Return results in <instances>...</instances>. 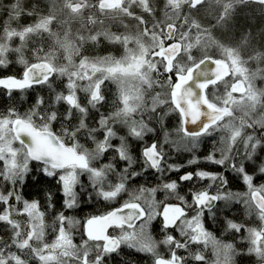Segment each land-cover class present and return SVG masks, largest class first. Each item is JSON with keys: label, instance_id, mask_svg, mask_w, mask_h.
Segmentation results:
<instances>
[{"label": "rangeland", "instance_id": "374dc122", "mask_svg": "<svg viewBox=\"0 0 264 264\" xmlns=\"http://www.w3.org/2000/svg\"><path fill=\"white\" fill-rule=\"evenodd\" d=\"M186 1L124 0L118 9L102 11L98 4L100 0L92 1L93 3L85 0H55L48 7L45 6L48 9L47 13L49 12L47 16L37 17L34 15L33 23L25 27L23 24L32 21L30 17L33 16V13L28 12L32 11L30 5L39 4L41 6L42 3L35 0H0V69L7 67L6 64L13 58L18 59L26 69L29 65L27 66L26 61L22 60L24 58L22 52H27V44L38 46L42 43L39 36L31 39L29 37L31 35H47L46 42L49 43L48 47H51L49 42L50 25L54 23L56 27L61 26L64 30L63 40H59L57 35L53 34L54 53H50L48 58L43 59L52 67L55 79L62 86L63 91L60 97H55V101L66 103V98L71 97L72 103L69 105L78 104L80 105L77 106L78 111L84 112L86 107H81L83 100L88 103L89 108H95L98 103L102 102L101 86H105L104 94H108L110 86L115 85L116 91L113 90V100L116 102V110L106 116L105 121L116 124V128L124 129L127 133L132 131L135 134H141L145 131L147 117L168 98V94L165 92L166 86L157 83L155 75H157L158 68L156 63L151 61L150 56L163 43L166 26L177 25L176 18L179 17L181 5H186ZM191 1L189 0L188 4H191ZM243 2L245 1L204 0L198 7L199 9L195 10L196 12H190L198 21V32L194 30V26L193 28L182 26L178 29V36L183 44V52L177 61L179 73L185 72L198 60L208 56L223 59L228 63L231 72L230 79L222 82L220 87L213 88L212 92L215 96L219 95L220 90L225 92L224 100H221L217 106L229 107L231 115L213 128L211 133L214 132L217 135L219 143L213 145L207 140V146L212 145L209 148H206L202 139H190L181 135L178 128H173L170 119L161 116L163 132L168 136V140L162 143L168 146L166 157L170 164H177L178 156L183 152L202 153L204 150L213 152V149L217 150L218 156L225 158L232 153L240 152L242 154L245 151L243 157H249L252 162L253 156L258 151L259 141L255 138L259 134L257 130L264 133V7L255 3L243 4ZM159 4H165L169 9L163 23L165 10L160 8ZM86 5L89 6L85 8ZM1 8L6 9L8 17L5 16ZM22 11H26L28 17L22 16ZM63 11L66 13L63 14ZM55 15L56 19H52ZM248 15L251 19L249 20L250 24L243 29L244 19ZM85 16L92 17V20L87 22L88 24L84 22ZM70 17L78 19L77 24ZM84 42L91 43L90 54L81 53ZM59 45L62 47V53L56 54ZM7 77L9 78V76H0V79ZM21 79L25 80V78ZM238 83H240L239 89L237 88ZM98 88L100 89L99 93L97 92ZM94 95L95 98H93ZM78 111L77 115H79ZM86 115L87 112H84L82 116ZM20 119L30 121L29 119ZM13 122V119L0 120V160L5 167V175L11 178L18 175L19 177L24 176L29 171L31 163L26 150L16 140L12 132ZM45 122L49 123L50 121ZM40 123L45 125L42 120ZM102 124L103 122L100 123V125ZM118 128L117 130H119ZM248 128H255V131L249 133ZM112 129L109 127L110 133L113 137L120 139L119 141H113L111 136L112 143L107 137V133L106 135L101 133L100 139L91 136L95 141H89L92 147L88 148L86 145L78 143L80 140L74 137L77 139V142H74L77 145L75 150L78 153L85 148L89 152L97 150L101 138L106 137L107 139L104 140L107 147L106 153L110 155L108 151L112 146L116 147L115 153L122 148L125 158L132 161L131 167L137 169L136 161L132 155L134 153L131 152L134 144L124 137L116 136L119 133L117 130L111 132ZM177 140L179 143L174 150L170 145ZM200 145L204 147L200 148ZM253 145L256 147L254 148ZM248 151L253 152L251 157ZM102 155L104 153L98 154L95 159H90L88 161L90 166L102 165ZM110 162L114 163L113 160ZM230 164L231 160L224 167L228 168ZM77 171L80 179L84 172L79 169ZM110 173L112 172L108 173L109 180H116V178H111ZM86 175L88 177L89 173L87 172ZM65 181L70 182V177L65 176ZM259 183H264V181H258L254 183V186ZM78 186L82 187L83 185L77 184L76 191ZM108 186L106 181L105 187ZM135 187L134 185L126 186V190L122 189L120 193L129 198L130 191ZM246 187L248 195L242 198L248 200L246 211L252 212L254 206L249 199L252 190L247 185ZM10 199V194H8L6 197L8 208L5 213L0 214V221H8L17 208L18 200L12 199L13 202L9 203ZM229 201L231 203L232 200ZM139 203L145 212L151 214L153 222L156 221V214L159 211L155 191L151 193L145 191L141 195ZM22 204V212L25 216L23 218L26 219L28 233L25 241L35 248L39 264H98L95 259L89 261L86 256L82 260L72 258L71 250L77 247V243L74 241L77 219L72 216L66 217V223L53 237L52 242H47L48 236L45 233L44 219L38 204L33 202H23ZM261 216L258 226L253 221L248 222L247 235L253 253L264 260V233L262 232L264 230V214ZM190 218L188 216L183 218L184 223L180 221L176 228V235L167 236L165 241L171 245L187 241L201 242L205 246L214 247L219 262L217 264H238L234 243L221 239L214 245L203 232H194L193 229L185 227ZM123 230L133 231L132 228H123ZM154 231L156 230L153 229L150 233L151 245L154 243L152 236L159 234L162 229L157 230V233ZM117 234L118 236L121 234V229L117 230ZM194 236L197 239L194 240ZM228 243L232 247L227 249L226 259L225 245ZM78 244H80L79 248L83 250L82 241ZM155 251L160 252L156 249Z\"/></svg>", "mask_w": 264, "mask_h": 264}, {"label": "snow or ice", "instance_id": "6c2138e0", "mask_svg": "<svg viewBox=\"0 0 264 264\" xmlns=\"http://www.w3.org/2000/svg\"><path fill=\"white\" fill-rule=\"evenodd\" d=\"M37 102L42 103V98ZM54 116L55 113H53V118ZM69 118H71L70 115ZM181 131L192 135L203 134L202 131L196 133L192 129L187 128V126H183ZM161 137V144L163 141L168 140L167 134L163 132V127ZM105 139L107 138H101L97 145V150L89 152V150L85 148L82 152L76 155L75 159L77 163L74 165L66 166L58 163L55 157V150L40 152L34 157L38 162L36 169H29V175L24 182H30L32 185L36 186V192L45 199L46 203H49L51 207L60 209L58 215H63L64 210H69V214L71 211H75L79 214L77 219L83 224H87L94 219H102L113 213H116L117 215L127 213L126 216L121 217V224L109 225V228H121V234L119 236H111L113 246L105 249L109 254L118 251L121 243H127L129 247H133L137 251L151 252L152 245L150 243V233L153 229L160 230L161 228H167L173 231L176 230V225L164 224L162 216L159 220H156L153 223L151 214L146 213L143 206L139 203L140 197L145 191L151 193L158 188L172 190L181 186V182L183 186H187L191 189L193 178L200 181H207L208 184L206 187H203L199 191H191L189 198L195 203L196 208L193 209V215L187 220L185 227L193 229L194 232H203L205 237L210 238L214 245L217 243V238L207 227L208 216L213 213L202 211L203 206L207 203L209 198L214 200H225L227 202L233 199L240 201L242 197L248 195V193L244 191H238L235 193L218 191L216 195H211L207 189L208 187H211V184L214 183L217 178L220 179L221 189L233 187L234 185L243 189L244 186L247 185L248 188L252 190L253 199L257 196H261L262 200H264V183H259L254 186L255 182L264 181V148H261L260 155L255 157V159L260 162L259 165L250 162L248 164H241L237 167L236 163L232 162V172L220 171L226 162L224 156H218L213 152H208L206 155L200 157L190 155L184 164L170 165L169 170L176 174L175 180L170 179L162 184L148 185L147 188H145L144 185L137 184V186L130 191L128 199H120L118 193H120L122 189L126 190V181L128 179L139 181L140 177L149 171V167L153 172H163L162 167H160V161L163 160L162 148L158 149V142L155 139H152L146 146H136L140 155L149 162V167H144L143 173L139 169H132L130 173L127 171V168L131 165L132 161L125 158V153L122 148L102 165L90 166L88 162L90 159H95L98 154H103L107 151V147L104 144ZM178 143L179 140L170 146L175 150ZM38 144L39 139H37V145ZM59 147L60 149H64L62 143ZM76 147L77 145L73 144L70 148L64 150L75 151ZM253 147L255 148L256 145H253ZM37 150L38 149H33V151ZM252 155V153H249L250 157ZM113 159H117L120 162L119 168H117L116 164L110 162ZM201 162H203V167H197L191 171L187 170V165L193 163L200 164ZM208 165H212L215 170H210ZM182 168L185 170L181 171ZM77 169L89 173L88 182L93 191L87 193L86 196L81 195V192L76 191L77 184H83V181L79 179ZM109 171L115 173L116 180H109ZM257 172L258 174L254 175V173ZM65 176L70 177V182L65 181ZM106 181L109 184L108 187H105ZM51 188H56L57 191L55 193L48 191V189ZM52 197H54V199H50ZM185 199L186 197L184 195L179 196L181 202L185 201ZM32 202L38 203L39 201L33 200ZM97 203H100L103 206L102 211L94 207ZM261 207H264V203H261ZM182 215L185 217L187 216L186 207H183ZM135 219H139L140 223L133 225L131 221ZM123 223H128L129 227L133 228V231H124ZM181 223H184V220H181ZM227 225L229 228L239 230L236 223L232 220H228ZM193 239L195 240L197 237L194 236ZM231 247L232 245L230 243L225 245L226 259L227 249ZM106 258L107 257L104 255H98L95 257V260L98 264H102V261ZM156 264H163V262L157 260Z\"/></svg>", "mask_w": 264, "mask_h": 264}, {"label": "trees", "instance_id": "16d2710c", "mask_svg": "<svg viewBox=\"0 0 264 264\" xmlns=\"http://www.w3.org/2000/svg\"><path fill=\"white\" fill-rule=\"evenodd\" d=\"M35 1L42 3V5L41 6H39V4L30 5L32 11H28V12L33 13V16L30 17L32 21L23 24V26L25 27L30 26L33 23L34 21L33 18H35V16L43 17L49 14V12L47 13L46 10L48 9H46L45 6L48 7L52 2H49L46 0H35ZM85 1H90L91 3H93L94 1H98V0H85ZM188 3H189V0L186 1V5L184 4L181 5V8H180L181 10H179L180 11L179 17L180 16L181 17L176 18L177 26L178 28L182 26L193 28L194 26V30L198 32L197 31L198 30L197 25H199L197 23L198 21L196 20V17L194 15L190 14V12H196L195 10H198L199 8L194 10V8H192L191 5ZM247 3H255L261 7H264V3L259 2V1L243 2V4H247ZM87 6L89 5H86L85 8H87ZM159 7L162 9L164 8L163 10H165L163 13V21H162L163 23L164 20L166 19L165 16L168 13L167 10L169 9L166 8L165 4H159ZM1 10L4 11L5 16L8 17V13L6 9L1 8ZM64 13H66V11H63V14ZM21 14L22 16H25V17L28 15L26 11H22ZM249 16L250 15L246 16L244 19V23L242 25L243 29H245V27H248L250 24L249 20L251 19L249 18ZM52 19H56V15ZM71 19L75 24H77L78 19L76 18H71ZM91 20H92L91 16L84 17L85 24H88L87 22ZM85 24L83 23L84 26ZM195 25H196V29H195ZM49 33H51L49 34V38H50L49 42L51 43V47H48L49 43L46 42L48 38L47 35H35V36L31 35L29 37V39H31L35 37L38 38L39 36L42 40V43L39 44L38 46L37 45L30 46L27 44V52L26 53L22 52V54L24 55V58L22 60L26 61L27 66L35 62H38L40 60H43L45 58H48L47 56H49L50 53L51 54L54 53V49L52 48L53 34L57 35L59 40L61 41L63 40L64 30L61 26L56 27L55 24L53 23L52 25H50ZM90 47H91V43L84 42L82 45L81 53L90 54L91 53V51H89L91 50ZM61 53H62V47L59 45V47L56 50V54H61ZM6 65L7 67L0 69L1 77L13 76L18 79H21L24 77L25 66H23L18 61V59L13 58ZM50 82L51 80H49L46 84H40V85L32 86V87L30 86L24 87V88H20V89L11 91V92L6 90L3 87H0V120L2 119H8V120L13 119L14 120L16 118L29 119L35 125V127L52 129L53 131L57 133V135L61 137V139L66 144L73 145L74 142H77V139L63 137L61 135V130H59L58 128H60V126H65V127L70 128L69 130L73 132L74 123L77 120L76 119L77 116L74 115L72 120H70L67 123V121H65L64 118L65 117L68 118L69 116L64 115L65 113L62 110V106H61L62 101L58 100L57 115L54 116V118H58L57 120L58 125H54L52 123V118H53V113H54L53 107L55 106L54 100L56 96L60 97L63 90H62V86H60L61 84H58V88L56 89V93H55L54 91L51 90ZM57 92H58V95H57ZM41 98H42V103L37 102ZM220 101L221 99L219 98L215 99L213 97V103L220 104ZM263 101H264V97H263ZM41 120L42 122H44L45 125H42L40 123ZM45 121H48V122L50 121V122L47 123ZM80 136H82V134ZM258 137H263V136L258 135ZM78 143H81L89 147L91 146L89 141L80 140ZM218 143L219 142L217 139L213 140V145H217ZM261 148H264V145ZM260 149L259 151H256L255 155L253 156V159H252L253 164L259 165L260 163L255 159L256 156L260 155ZM208 152L209 151L204 152L200 156H204ZM213 153L217 154L218 152L216 149H213ZM194 154L195 152H187L186 157H189L190 155H194ZM244 154L245 152L242 154H240V152L232 153L226 158L225 164H227L230 160H231V164L232 162H235L236 165L239 164L240 161L242 162L243 160L247 158V157H243ZM132 155L134 156V160L136 161V164L138 166H141L143 162L141 155H139L137 151L135 152V154H132ZM181 155L182 153L179 156ZM231 164H230V167L225 168L224 171L227 170V172H232L233 170L231 168ZM36 166H37V162L31 161L29 169L30 168L36 169ZM140 170H142V168H140ZM213 170L215 169L213 168ZM5 173H6L5 167L2 161L0 160V214H3L7 211L8 207H7L6 197L8 194H10V197H11L9 203L13 202L12 199L18 200L17 201L18 205H17L16 210L12 213L8 221H0V264H39L38 255L36 251L34 250L35 248L33 247V245L31 246L29 243L25 241L28 237V233H27L26 219L23 218L25 216L23 215V212H22V209H23L22 203L32 202L33 200L39 201L37 204L43 214L44 225L46 229L45 233L48 236V238L46 239L47 242H52L53 237H55V235L58 234L57 232L61 229V226L63 224V223H60L61 219L64 218L65 215L64 214L58 215V212L60 211V209L51 207L49 203H46L45 199L36 192V186L32 185L30 182L29 183L24 182L27 179V176L29 175V171L24 176L19 177L18 175L14 178H11L9 176L7 177ZM233 174H236V173H233ZM256 174H258V172L255 173L254 175ZM150 176L151 177H148L147 174L145 173L140 177L139 181L134 180L131 183V185L137 186V184H140V185H144V187L147 188L148 185H157V184L163 183L162 181L158 182L155 177H152L153 175H150ZM82 177L83 179L80 178V180L83 181L82 185L83 187L86 188L88 177L86 174H84ZM172 177L176 178V174L172 173ZM159 179L160 177H158V180ZM217 181H220V179L217 178ZM187 188H188L187 186H183V184L181 183V186L177 187L176 189L167 190V189L158 188L157 190H155L156 200L158 201V209L166 202H177L179 200L180 191H183ZM228 189L230 192H233V193L238 192V191H245L244 189H241L235 185L233 187H229ZM48 191L55 193L57 189L51 188V189H48ZM77 191L79 192V190ZM50 199H54V197ZM122 199H128V197L123 196ZM241 200L246 201V202L248 201V200H244L243 198H241ZM238 203L240 202L233 199L231 203H228L227 205L222 206L221 208L227 211H225V213L223 212L224 215L221 213L220 219L224 218L225 220V217L227 216L225 214L229 213L231 214V216H228V218L233 219L237 221L238 223H241V221L243 220V215L241 211L243 210V207L238 205ZM78 215L79 214H74L73 218L77 219ZM159 219L160 218H157L156 220H159ZM220 219L217 221L218 228L224 223V220L222 219L220 221ZM82 224L83 223L79 219H77V228L75 229L76 231L74 232L75 233L74 241H76L77 247H74L71 250L72 258H75V260H82V258L84 257V253H83L84 249L83 250L80 249L79 248L80 244H78V242H80L83 239V235H82L83 225ZM161 229L162 231L159 234H155L152 236V241L154 243L152 245L151 252L137 251L136 249H130L128 245L126 246L125 244H122L121 248L117 252H113L111 254L104 253L105 255L104 254L103 255L106 256L107 258L102 261V264H155L156 257L159 254L163 255L161 247L163 246L164 236L162 234L163 228ZM154 232L157 233V230ZM154 248L156 250H159L160 252L155 251ZM96 250L99 251L98 249ZM93 251L97 252L95 250ZM86 253H90V251L88 250L86 251ZM14 258H17V259H14Z\"/></svg>", "mask_w": 264, "mask_h": 264}, {"label": "flooded vegetation", "instance_id": "af4514ba", "mask_svg": "<svg viewBox=\"0 0 264 264\" xmlns=\"http://www.w3.org/2000/svg\"><path fill=\"white\" fill-rule=\"evenodd\" d=\"M116 9H118V7ZM116 9H114V10H116ZM177 30H178V27H177ZM164 35L165 34H163V36ZM182 52H183V44H182L181 39L178 36V34H176V38L172 39V40H169L168 37L164 36L163 43L150 56L151 61L156 63L157 68H158L157 75H155L157 83L166 86L165 92L168 94V98H166L165 103H163L158 108L153 110L150 113L149 117H147L146 122H145L146 127H145V131L143 133L135 134L132 131L130 133H127L126 130L120 129L118 127L117 128L119 130H117L116 124H113L110 121H108V122L105 121V119L107 118L106 116H109L110 113H112L114 110H116V102L113 100L114 99L113 98V90L116 91V88H115V85H111L110 86L111 89L109 90L108 94H104V87L105 86H101L102 102L98 103L97 107L89 108L88 103L85 102V100H83L81 107L82 108L86 107L85 111H84V112H87L86 116H82L84 112L78 111L77 106H80V105H78V104L77 105L76 104L75 105H69V103L70 104L72 103L70 101L69 102L66 101V103L63 102L61 105L62 110L64 111V113H69L68 116L70 115V117H71V118L65 117L64 118L65 121H67V123H68L70 120H72L74 115L77 116V118H76L77 120L74 123L73 132L71 130H69L70 128H68V127L60 126V128H58V129L61 130V135L65 138H71V139L74 137H77V139H80L82 141H95V140H93V138L91 136H94L95 139H100L101 133H103L105 135L107 133V137L111 141L112 133H110L109 127H112L113 129L111 130V132L117 130V132L119 133V135H116V136H118L120 138L124 137L129 142H132L134 144V146L131 150V152L134 154L137 151V149H136L137 145L146 146L148 143L151 142L152 139H155L158 142V144H157L158 149L162 148L163 160L160 161V167H162L163 172L162 173L161 172H153L151 170V168L149 167L148 160H145L144 157H142V156H141L142 160H143L142 165L141 166L137 165V169L140 170V168H142V170H140V171L143 173L144 167H146V166L149 167V171L146 173L147 176L151 177L150 175H153L152 177H155L158 182L159 181L164 182V181H168L170 179L175 180L176 178L165 175V171H170L169 170L170 165H173V164H170L167 160V157H166V155L168 154L167 153L168 146L166 144H163V143L161 144V138H162L161 137V130H162V127H164V126L160 122V117L166 116L168 119L171 120L173 128H178L181 135H183L185 137L187 136L184 132L181 131V128L185 124V117H184L183 111L179 106H177V104H175V102L173 100V95L177 89L178 84L181 81H183V80L185 81L188 79L189 69L194 65L193 64L191 67H189L185 72L179 73L177 61L180 58ZM2 79H6V78H2ZM2 79H0V81ZM25 80L27 82V79H25ZM48 80H51V90L56 93V89L58 88V80L55 79V73L54 72L51 74V76L49 77ZM48 80H47V82H48ZM220 84H222V81L219 82V84H217L215 86L214 85L208 86L207 90L205 92L208 102L212 105L214 104L213 103V97L215 99L219 98L222 101L224 100L223 97L225 96L224 95L225 92L223 90H220L219 95H216L218 98L215 95H213V92H212L213 88L220 87ZM29 86L32 87L30 83H27L22 87H29ZM237 88L238 89L240 88L239 83L237 84ZM99 90L100 89L98 88L97 89L98 93H99ZM93 98H95V95L93 96ZM83 99H84V97H83ZM54 104H55V106L53 105L54 107L53 106L52 107L54 109L53 112L55 113V116H56L57 115V109H58V101L54 100ZM217 105H219V104L217 103L215 106H217ZM217 107L220 109H226L229 111L225 116H223L221 118V120H219V122L217 124L210 126L206 131L203 132L202 135L187 136L189 138L202 139L205 142L206 148H209L210 146H212L211 144L209 146H207V140L209 142H211L212 144H213L214 139L218 140L217 135L214 132L211 133V131H213V128L216 125H218L219 123H221L224 119L230 117V115H231V109L229 107H224V108L219 107V106H217ZM77 111L80 115V118H79V115H77ZM64 115H66V114H64ZM57 120H58V118H54V119L52 118V123L54 125H58ZM102 122H103V124L100 125V123H102ZM81 123L83 124L82 127H81ZM97 123H99V126H97ZM71 128H72V126H71ZM153 130H154V132H153ZM247 131L249 133L251 131L254 132L255 128H252V129L248 128ZM257 132L259 133L258 135L263 136V137H258V135L255 136V138L259 141L258 147H257L258 151H259V149L264 145L263 144L264 143V140H263L264 133H262L259 130H257ZM88 133H90L92 135H90ZM79 134L80 135L82 134V136H80ZM112 138H113L112 139L113 141H117V140L119 141L120 140V139H117L113 136H112ZM115 148L116 147H113V146L109 148L108 153H110V155H108L106 152H104V155H102V157H103L102 162L103 163L105 161H108L110 157H113L115 155V151H114ZM207 151L208 150H204V151H202V153L207 152ZM202 153L201 152L195 153L194 156L200 157V155ZM139 155H140V153H139ZM186 156H187V152L182 153V155L178 157V163L177 164H184L185 161L188 159V157H186ZM113 161H114V164H116L117 168H119L120 162L117 159H113ZM250 162L251 161H250L249 157H247L242 162L240 161L239 164H237V167H239V165H241V164H248ZM203 166H204L203 162H202V164L201 163L200 164H189V165H187V170L191 171L194 168L203 167ZM208 167L210 170H213L212 165H210ZM225 168H227V167H223L222 169H220V171L224 172ZM132 169H135V168L131 167V165H130L127 168V171L130 173V171ZM184 170L185 169H183V168L181 169V171H184ZM110 176L113 179L116 178V175L114 172L110 173ZM158 177H160L159 180H158ZM193 179L194 180H192V182H191V189L188 187L187 189L180 191L179 196L184 195L186 197L185 201L181 202L180 200H178L177 202H167V203H172V204H178L181 207H182V205H183V207H186L188 217H191L193 215V209L196 208L195 203L189 198L191 191L192 190L199 191L203 187H206L208 184L207 181H200V180L195 179V178H193ZM133 181H134V179H128L126 186L131 185V183ZM255 183H257V182H255ZM243 189L245 190L244 192H246V189H247L246 185L244 186ZM77 190H79V192H81V195L86 196L87 193L92 192V187L89 186V182H87L86 188L83 186L82 187L78 186ZM179 190H180V188H179ZM207 190L211 195H216L218 191H223V190H225V192H230L228 188L221 189L220 188V181H217V180L214 183H212L211 187H208ZM118 197L120 199H122V197H123L122 193H118ZM250 197H252V193H250ZM209 199H211V198H209ZM212 200H214V199H212ZM214 201H215V203L211 207L207 206V203H206L203 206L202 211L213 213L212 215L208 216L207 227H208V230L215 235V237L217 238V242H219L221 239H224L225 241L232 242L236 245L235 255L238 259V264H264V260L258 258L253 253L249 239H248V235H247V228H249L248 222L253 221L256 224V226H258L259 221L262 218L261 213L257 212V210H256V212L254 210L252 212L251 211L247 212L245 204H244L243 200H241V201H239L240 203H238V205L243 207V210H241L242 215H243V220L241 221L240 224L236 223L239 230H236L235 228H229L228 227L227 221L233 220V219L228 218V216H231V214H229V213L225 214V215H227L225 217V220H224V218H222L224 220V223L221 226H219V228H220L219 229L217 227V221L220 219L221 213L224 215L225 211H227L225 209H222L221 207L224 205H227L230 201H227V202L223 201V200H214ZM252 203H253V205L256 206V203L253 200H252ZM165 205H166V203H165ZM94 207L100 211L103 210V206L100 203L95 204ZM74 214H78V213L73 211L72 215H69V216L74 217ZM66 217H68V215H66L64 218H62L60 223H63V224L66 223V221H65ZM183 218H185L184 215H182L179 218V220L176 224V228ZM222 219H220V221ZM63 224L61 227H63ZM82 225H83L82 226L83 239L81 241L84 245L83 246V249H84L83 253H84V257L86 256V259H88L89 261H93L95 259V257L98 255H103L104 253H107L105 251V249L110 248L108 246V243L110 240H112L111 236H118L117 230L121 229L119 227L108 228L106 231V236L104 239H97V238L90 239L86 235V228H85L86 224H82ZM123 228L128 229L129 227L123 225ZM262 232L264 233V230H262ZM175 233H176V230L173 231V230H170L167 228H163V232H162L164 239H167L168 237H170V235L175 236L176 235ZM122 244H125L127 246V243H121L120 248H121ZM96 249H98L99 251H97ZM130 249H135V248L130 247ZM88 250L90 251L91 254L86 253V251H88ZM93 250H95L97 252H94ZM162 251H163V255L158 256L157 258L162 257V258L170 261L172 264H217V263H219L217 261V252H215L214 247L212 248L209 246H205L201 242L187 241L184 243H180L178 245H175V244L171 245L170 243H167L164 240V246L162 247ZM115 252H117V251H115ZM157 258H156V261H157ZM156 261H155V264H156Z\"/></svg>", "mask_w": 264, "mask_h": 264}, {"label": "water", "instance_id": "95a60500", "mask_svg": "<svg viewBox=\"0 0 264 264\" xmlns=\"http://www.w3.org/2000/svg\"><path fill=\"white\" fill-rule=\"evenodd\" d=\"M52 1V0H49ZM204 0H193L191 6L193 8L199 6ZM251 1V0H245ZM264 3V0H252ZM122 0H103L100 3V8L109 10L117 7ZM166 34L169 40L175 38L176 27L168 26ZM51 68L45 62H38L28 68L26 71V77L30 84H39L46 80L51 74ZM230 75L229 65L226 61L221 59H215L206 57L194 65L188 72V79L181 81L173 95V100L177 106H179L185 117V124L187 128L192 129L196 133L206 131L210 126L216 124L221 117L228 113L229 110H222L216 108L210 104L206 98V88L217 83ZM20 82L17 80H7L5 86L7 88L18 87ZM68 101L70 99L68 98ZM13 132L18 141L27 149L29 156L34 160V157L40 152H49L55 150V157L58 163L66 166L76 164V151H67L70 147L64 145V149H60L61 144L57 135L52 131L38 130L33 127L32 124L17 120L13 125ZM187 135H192L186 133ZM37 139L39 144L37 145ZM33 149H38L33 151ZM257 207L264 211V207H261V203H264L261 196H257L255 199ZM214 200L209 199L207 206H213ZM183 208L178 204H166L160 214L163 217V223L168 225H176L178 219L182 215ZM127 213L117 215L113 213L102 219H94L85 225L86 235L88 238L104 239L106 231L109 225H119L122 223L121 217L126 216ZM139 219L131 221L135 225ZM128 226V223H123ZM109 239V238H108ZM109 247L113 246V241L110 240L108 243ZM163 264H172L170 261L159 258Z\"/></svg>", "mask_w": 264, "mask_h": 264}, {"label": "bare ground", "instance_id": "6f19581e", "mask_svg": "<svg viewBox=\"0 0 264 264\" xmlns=\"http://www.w3.org/2000/svg\"><path fill=\"white\" fill-rule=\"evenodd\" d=\"M204 146L203 145H200V148H203ZM165 175L166 176H170V177H172V172H170V171H165ZM65 216L66 215H72V212L69 214V212H68V210H64V213H63Z\"/></svg>", "mask_w": 264, "mask_h": 264}]
</instances>
